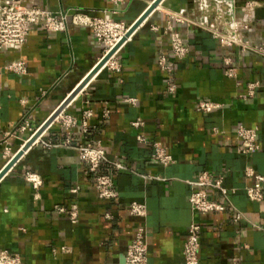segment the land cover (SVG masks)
Instances as JSON below:
<instances>
[{"label":"crops","instance_id":"0c3cea01","mask_svg":"<svg viewBox=\"0 0 264 264\" xmlns=\"http://www.w3.org/2000/svg\"><path fill=\"white\" fill-rule=\"evenodd\" d=\"M1 1L66 15L68 25L63 32L34 26L22 50L0 49V173L7 163L5 141L13 154L19 152L102 58L94 32L75 25L72 17L109 15L132 25L156 0H128L118 8L111 0ZM247 2L256 4L247 37L264 48V0H238V5ZM197 3L162 0L122 47L121 72L98 71L0 179V247L20 254L23 264H119L142 226L148 232L149 264H184L183 248L195 220L203 228L200 264H264V200L252 202L245 191L246 167L264 176V54L222 46L200 26L204 13ZM178 14L185 22L175 21ZM169 23L190 50L183 60L171 58L175 94L167 92L168 74L157 63L160 53L170 54ZM228 59L238 69L237 79L225 73ZM16 60L26 62L25 74L7 70ZM252 83L260 86L249 96ZM200 101L220 107L203 114L197 111ZM66 116L77 119L69 132L62 124ZM239 126L259 129V151L247 157L236 153ZM139 135L147 143H140ZM153 142L173 156L172 164L152 159ZM88 145L106 151L100 172L114 174L115 200H101L87 174L79 149ZM114 163L124 169L116 170ZM29 172L42 178L39 189L25 180ZM203 172L236 190L230 200L243 214L239 222L231 207L194 214L191 182ZM208 193L223 201L214 190ZM133 202L146 206L145 218L131 214ZM74 203L80 208L76 224L55 211Z\"/></svg>","mask_w":264,"mask_h":264},{"label":"built area","instance_id":"2783aa9c","mask_svg":"<svg viewBox=\"0 0 264 264\" xmlns=\"http://www.w3.org/2000/svg\"><path fill=\"white\" fill-rule=\"evenodd\" d=\"M127 1L111 0L115 8L125 6ZM197 6L204 13L200 26L213 34L222 46L237 47L242 52L251 51L264 54V48L254 46L247 37L254 21L256 10L254 2H247L242 7H239L238 0H198ZM118 12V9L113 11L114 14ZM174 19L178 23L185 22L184 17L180 14L175 15ZM72 22L75 25L90 28L94 32L97 43L103 47L101 60L121 44L133 26V24L127 25L124 22L116 21L109 15L90 17L76 14L72 17ZM38 25H43L51 32H63L67 29L68 18L66 15L54 14L37 6H27L19 2H4L0 0V49L22 50L32 28ZM153 30L158 31V28L153 27ZM165 34L169 37L170 54L160 53L157 63L160 69L168 74L167 92L175 94L178 90V84L171 58L183 60L188 56L190 50L185 44L182 34L176 31L170 23L165 30ZM128 39L114 51L101 70L107 69L114 73L121 72L122 64L119 54ZM225 64L226 75L237 79L238 69L234 63L228 59ZM7 70L22 75L27 72V64L23 60H16L7 66ZM259 86L260 83L250 84L249 96H253ZM131 102L135 104V100H131ZM219 107L220 105L213 102L200 101L197 104V111L208 114ZM89 116L90 114L86 115V117ZM62 124L69 132L77 125V119L66 116L62 119ZM132 125L139 127L142 123L133 122ZM84 126H86V123H84ZM26 129L27 126L20 127L22 131ZM215 132L218 133L219 130L215 129ZM236 134L240 140V144L236 149L238 155L247 157L260 150L258 128L239 126ZM137 140L140 143H147L143 135L137 136ZM151 146L153 149L152 159L155 162L163 166H168L174 162L173 156L161 143L153 142ZM79 151L81 161L89 166L87 174L93 177L99 198L101 200H115L118 197V193L115 188L114 174L100 172L102 164L108 161L106 151L100 146L94 147L91 145L81 147ZM15 155L12 153L10 144L5 141L4 157L7 159L6 165ZM113 166L116 170L124 169V166L120 163H114ZM245 177L250 180V184L245 188L248 199L252 202H262L264 200V176L259 174L253 166H248L245 169ZM25 180L31 183L35 189H39L43 183L42 178L38 174L30 172L25 175ZM191 185L193 191L190 194L189 203L195 215L204 216L211 213H222L231 207L234 210L233 220L235 222H239L243 218V214L233 207L230 200V195L234 194L236 190L225 187L222 178L213 179L208 172H203L197 180L191 182ZM209 189L214 190L223 201L212 198L208 193ZM71 192L76 194L78 189L75 188ZM55 211L61 215H66L73 224H76L79 220L80 208L77 203L72 204L69 208L56 206ZM147 213V208L144 204L138 202L131 204V214L133 216L145 218ZM105 217L107 219L112 218L110 214H106ZM202 233V224L195 220L189 227L184 244V264H200L199 253ZM63 251H67L66 247H63ZM125 258L127 264H149L148 232L145 226L137 229L135 238L128 247ZM0 264H23V260L20 254L0 247Z\"/></svg>","mask_w":264,"mask_h":264},{"label":"water","instance_id":"95a60500","mask_svg":"<svg viewBox=\"0 0 264 264\" xmlns=\"http://www.w3.org/2000/svg\"><path fill=\"white\" fill-rule=\"evenodd\" d=\"M162 0H156L152 6L145 12V14L133 24L132 28L126 35V37L123 39L121 46L131 35L136 31V29L142 24V22L146 19V17L159 5V3ZM118 46V47H119ZM117 47V48H118ZM116 48V49H117ZM115 49V50H116ZM114 50V51H115ZM111 52L108 56H106L103 60H101L94 68L93 70L84 78V80L77 86V88L70 94V96L63 102V104L52 114V116L27 140V142L24 144L22 149L16 153V155L13 157V159L5 166V168L0 173V179L7 173V171L18 161V159L24 154L25 151H27L34 143L35 141L45 132V130L63 113L65 108L68 106V104L80 93V91L87 85V83L95 76V74L101 70L103 65L108 61V59L111 57V55L114 53ZM119 264H127L126 258L123 257V259L120 261Z\"/></svg>","mask_w":264,"mask_h":264},{"label":"bare ground","instance_id":"6f19581e","mask_svg":"<svg viewBox=\"0 0 264 264\" xmlns=\"http://www.w3.org/2000/svg\"><path fill=\"white\" fill-rule=\"evenodd\" d=\"M84 80V79H83Z\"/></svg>","mask_w":264,"mask_h":264}]
</instances>
